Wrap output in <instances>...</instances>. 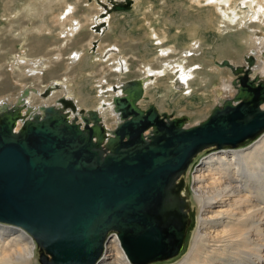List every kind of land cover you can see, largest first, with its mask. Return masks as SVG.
<instances>
[{
    "label": "water",
    "instance_id": "95a60500",
    "mask_svg": "<svg viewBox=\"0 0 264 264\" xmlns=\"http://www.w3.org/2000/svg\"><path fill=\"white\" fill-rule=\"evenodd\" d=\"M246 60L247 68L218 63L238 75L237 91L192 127L153 105L143 110L138 79L114 97L118 121L109 131L95 110L63 98L39 106L43 115L24 114L26 104L0 111V224L30 233L41 264H95L111 231L133 264L176 256L188 225L183 174L193 158L264 131V82L249 77L253 58Z\"/></svg>",
    "mask_w": 264,
    "mask_h": 264
},
{
    "label": "rangeland",
    "instance_id": "374dc122",
    "mask_svg": "<svg viewBox=\"0 0 264 264\" xmlns=\"http://www.w3.org/2000/svg\"><path fill=\"white\" fill-rule=\"evenodd\" d=\"M7 1L0 0V77L4 78L0 82L1 101L5 98L7 100L9 96H12V99L17 98L33 83L39 84L24 78L28 77V69L25 70L26 72L22 71L21 79L18 78L17 73L5 67L14 58L25 56L28 61L26 66H31L30 61L34 60V56L38 62L39 58L52 59L53 56L61 55V61L59 64L51 65L52 68H49L47 75H44L41 80L45 84L41 85H47L46 82L53 78L73 82L78 88V96L81 99L85 97L88 99H85V102L90 103L82 108L94 110V106L99 102L97 77L112 72V62L104 61L110 54L114 53L115 57L120 53L125 58L128 67H131H129L127 80H132L139 77L142 69L146 72L150 67L155 70L161 65L168 63L176 65L183 62L186 56L190 55L186 53L187 50L201 46L188 61L198 76L194 75V81H199L194 82L195 90L191 95L186 93L185 87H181L179 82L174 92L169 90L171 82L176 83L177 79L172 81L169 77H165L154 81V78H151L149 81H154V83L145 92L141 102L142 109L153 105L160 114L186 118V123L192 127L203 121L221 100L231 98L236 92L232 81L237 76L230 74L231 72L223 74L216 72L212 70V65L216 66L222 58L240 64L244 61V56L252 52V41L260 39V42L264 43V22L259 23L254 20L256 16L264 15L263 0H259L258 4L256 2L252 9L249 4L244 5L240 0H234L233 6L238 8L236 10L248 12L247 16H252V19L228 31L218 28L219 11L214 4L210 3V0H63V2L62 0H32L34 2V8L31 11L33 21L25 23L14 22V19L9 18L15 8H21V3L25 0ZM65 6L74 9L72 19L65 20L66 14L69 16L72 13V10H65ZM97 17L104 22L99 28L105 31L99 38L93 30ZM253 22L257 24V27L248 29ZM22 37L26 39L25 45L19 39ZM197 42L201 45L196 46ZM249 47L252 50L248 49ZM169 48H174V51L167 52ZM73 50L83 52V59L80 63H73L71 67L64 70V66L66 67L68 63L66 60ZM261 50L259 48L257 51L258 56H261L264 61V51ZM93 56H95L94 59H92ZM260 73L262 74L263 71L260 70ZM111 82L113 84L115 78ZM225 83L231 84L232 89L226 88L220 91L219 89H222ZM34 92L36 95L40 93L38 90ZM263 136L264 133L253 140H246L235 149L206 148L195 157L187 175L183 177L185 188L183 191L187 201L188 215L183 248L172 258L150 264H176L189 253L192 247L199 226V207L193 198V180L196 168L201 161L208 155L219 151L251 148ZM0 225L10 227L6 224ZM115 235L117 233L114 231L108 233L109 239L106 246ZM106 246L98 263L107 258ZM37 251V259L41 264L39 246Z\"/></svg>",
    "mask_w": 264,
    "mask_h": 264
},
{
    "label": "bare ground",
    "instance_id": "6f19581e",
    "mask_svg": "<svg viewBox=\"0 0 264 264\" xmlns=\"http://www.w3.org/2000/svg\"><path fill=\"white\" fill-rule=\"evenodd\" d=\"M233 1L234 0H210V3L214 4L219 11L217 26L220 30H234L232 27H237L241 23H246L248 19H252V16H247L248 12L237 11V6H233ZM247 1L248 0H240L241 4H249L251 9L256 2L257 4L260 2L259 0H249L247 3ZM33 3L34 2L32 0L23 1V3H21V8H15L12 16H9V18L14 19V22L25 23L33 21L31 19V11L34 8ZM65 10H72V13L69 16L66 14V19H64H72L71 17L74 15V9L68 6ZM242 16H245V18H242ZM254 20H257L259 23H263L264 15H262V17L258 15ZM103 23L102 19L97 17L94 24L100 27ZM256 23H251V25L248 26V29L256 28ZM101 29L102 28H100L99 32H94L97 38L105 32L104 29ZM19 39H21L22 44H26V39H24V37ZM95 44L94 46H96ZM195 45L197 46L201 44L197 42ZM252 45L254 52L249 47L248 49L252 50V52H250L249 55L244 56V61L242 63L235 64L228 60L227 61L235 68H247L248 65L246 59L252 57L253 64L249 67V77H256L257 80L264 82V61L261 56H258L257 52L259 51V48L264 51V43H261L259 39L252 41ZM200 47L198 46V48L194 47L189 51L187 50L186 53H189L190 55L186 56L185 61L177 63L176 65L175 63H168L163 66H158L155 70L150 67L146 70V72L142 69L139 77L132 80L138 79L142 82L144 91L143 97L145 92H147L155 80L165 77H169L172 81L177 79L176 83L171 82L169 85V90L171 92H174V89L178 86L177 83L179 82L181 87H185L186 93L191 95L195 90L194 82H197L198 80L194 81V75H196V73L192 70V65H190L188 61L196 54ZM169 51L173 52L174 48H169L167 52ZM83 56L84 53L79 50L71 51L69 58L66 60L68 63L66 67L64 66V70L71 67L73 63H80ZM34 57V60L30 61L32 62L31 66H26L28 61L25 56L14 58L10 64L5 66L13 73H17L18 78H21L22 73L26 72L25 70L28 69L29 72L27 71L28 74L26 73L28 77L25 76L24 78L28 79L27 81H34L39 84L37 85V83H33V85L29 87L32 91L29 90L30 92L27 96L24 95L23 92L17 98L12 99V96H9L10 98L8 97L9 99L7 98V100L5 97L2 101L0 99V111L12 108L15 105L22 106L23 104H26L30 107V110H24L23 113L31 117V112H33V114L37 113L38 115H43L39 106L56 105L58 99L60 98L73 101L77 110H82L84 106L90 104L85 102V97L81 99L80 96H78L79 92L77 86L74 85L73 82L67 81L66 79L62 80V78H53L51 81L46 82L47 85H41L45 84L41 80L44 78V75H47L48 70L52 68L51 65L57 63L59 64L62 59L61 55L58 54L56 57L53 56L52 59L39 58L38 62H36V56ZM94 58L95 56H93L92 59ZM222 60L224 59H220L218 63ZM104 61L112 62V72L108 75L101 74L97 77L98 80H96V83L98 84L99 89L97 98L99 99V102L94 106V110L100 116L104 128L109 131L113 129L118 121V117L114 113L113 99L114 97H122L123 94L121 86L126 81H129L127 79L129 78L128 73L131 67H128L127 61L120 53H118L115 57L114 53L110 54ZM218 63L216 66L212 65V70L221 72V74L231 72L230 74L235 75L232 73L230 68L222 67ZM260 70L263 71L262 74L260 73ZM5 73L6 72H4V74ZM17 74H15L16 77ZM61 76L63 75L61 74ZM1 78L2 77H0V82L4 79ZM114 78L115 82L112 84L111 80H114ZM151 78H154L153 82L149 81ZM49 86H54L52 94L47 98H43L41 94ZM230 86L231 84L225 83L221 87L222 89L219 90H225L226 88L232 89ZM233 88L237 91L235 86ZM34 90H38L40 93L36 95V93L33 92ZM219 90L217 91L218 93L220 92ZM233 96L231 98L224 99V101L230 99L232 100ZM142 101L143 99L139 102L140 107ZM224 101L221 100L217 105L222 104ZM67 115L70 120L76 119L78 123L82 122L80 116H75L70 109L67 111ZM20 126L21 123L17 125V128ZM186 126L191 127L188 123H186ZM263 133L264 131L258 136ZM195 157L183 174V177H185V174L187 175ZM193 181V198L199 207V226L189 253L176 264H264V136L251 148L237 151L225 150L208 155L201 161L199 166H197ZM183 190H185V188H183ZM183 190L181 194L184 197ZM11 227L12 226L6 227L4 225H0V264H39L37 259L38 244L34 241L32 235L22 228L19 229ZM108 239L109 236L107 235L103 244L102 253L98 257L95 264H133L130 262L129 257L124 251L118 235H115L106 246ZM105 246L108 254L106 255L107 258L105 261L98 263L103 255Z\"/></svg>",
    "mask_w": 264,
    "mask_h": 264
}]
</instances>
